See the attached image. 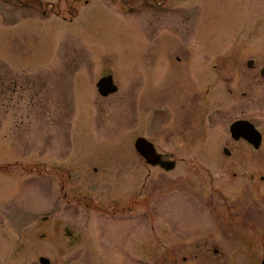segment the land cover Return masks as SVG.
Returning <instances> with one entry per match:
<instances>
[{
    "label": "rangeland",
    "instance_id": "1",
    "mask_svg": "<svg viewBox=\"0 0 264 264\" xmlns=\"http://www.w3.org/2000/svg\"><path fill=\"white\" fill-rule=\"evenodd\" d=\"M263 70L264 0H0V264H261Z\"/></svg>",
    "mask_w": 264,
    "mask_h": 264
},
{
    "label": "water",
    "instance_id": "2",
    "mask_svg": "<svg viewBox=\"0 0 264 264\" xmlns=\"http://www.w3.org/2000/svg\"><path fill=\"white\" fill-rule=\"evenodd\" d=\"M252 65L251 63L249 64ZM264 76V70L262 71ZM98 91L102 96H109L111 93L117 91V86L114 83L113 78H103L98 83ZM230 133L233 139L236 141L244 139L249 144L254 146L255 149H260L262 144V134L252 123L248 121H237L231 125ZM135 144V149L142 156L146 162L152 166H158L161 164V155L157 152L155 146L145 138H138ZM226 155H230L229 151H226ZM50 261L46 258L41 259L42 264H50ZM264 264V261L261 263Z\"/></svg>",
    "mask_w": 264,
    "mask_h": 264
},
{
    "label": "flooded vegetation",
    "instance_id": "3",
    "mask_svg": "<svg viewBox=\"0 0 264 264\" xmlns=\"http://www.w3.org/2000/svg\"><path fill=\"white\" fill-rule=\"evenodd\" d=\"M237 121H241V119L240 120H236L235 122H237ZM226 151H229V150L227 149ZM226 151H225V153H226ZM230 155H231V153H230ZM159 167L162 168V169H165V170H168L169 171L171 168H174L175 165L171 161H167L166 162V159L163 157V155H161V164L159 165Z\"/></svg>",
    "mask_w": 264,
    "mask_h": 264
},
{
    "label": "bare ground",
    "instance_id": "4",
    "mask_svg": "<svg viewBox=\"0 0 264 264\" xmlns=\"http://www.w3.org/2000/svg\"><path fill=\"white\" fill-rule=\"evenodd\" d=\"M262 142H263V140H262Z\"/></svg>",
    "mask_w": 264,
    "mask_h": 264
}]
</instances>
